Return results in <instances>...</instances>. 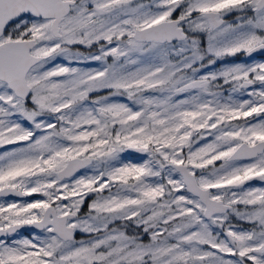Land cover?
I'll return each mask as SVG.
<instances>
[{
	"label": "snow or ice",
	"instance_id": "obj_1",
	"mask_svg": "<svg viewBox=\"0 0 264 264\" xmlns=\"http://www.w3.org/2000/svg\"><path fill=\"white\" fill-rule=\"evenodd\" d=\"M0 264H264V0H0Z\"/></svg>",
	"mask_w": 264,
	"mask_h": 264
},
{
	"label": "flooded vegetation",
	"instance_id": "obj_2",
	"mask_svg": "<svg viewBox=\"0 0 264 264\" xmlns=\"http://www.w3.org/2000/svg\"><path fill=\"white\" fill-rule=\"evenodd\" d=\"M258 59H260L261 57L258 55V57H257Z\"/></svg>",
	"mask_w": 264,
	"mask_h": 264
}]
</instances>
